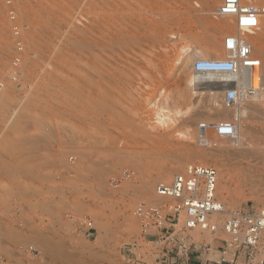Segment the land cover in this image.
Wrapping results in <instances>:
<instances>
[{
  "label": "rangeland",
  "instance_id": "1",
  "mask_svg": "<svg viewBox=\"0 0 264 264\" xmlns=\"http://www.w3.org/2000/svg\"><path fill=\"white\" fill-rule=\"evenodd\" d=\"M221 2L0 0V264H155L136 207L167 205L156 185L191 164L218 170L226 212L264 207V99L228 108L191 83L237 32ZM244 36L264 63V25ZM203 121H235L237 138L202 145ZM250 133L257 159L240 153ZM185 236L217 252L204 264L244 261L221 231Z\"/></svg>",
  "mask_w": 264,
  "mask_h": 264
},
{
  "label": "built area",
  "instance_id": "2",
  "mask_svg": "<svg viewBox=\"0 0 264 264\" xmlns=\"http://www.w3.org/2000/svg\"><path fill=\"white\" fill-rule=\"evenodd\" d=\"M216 13L232 17L237 32L224 38L221 57L195 59L192 73L214 76L216 88L220 87L224 92L223 104L230 108L259 95L264 87L263 60L244 36L255 33L264 25V4L222 0ZM198 129V141L205 146L210 145L207 141L210 132L233 140L238 134L235 121H203ZM217 188L218 170L214 166L191 164L174 174L170 182L156 185L157 195L169 200L167 205L141 203L136 207L135 214L144 233L152 228L159 232V241L163 244L160 264H190L188 255L193 243H188L185 233L191 230L212 234L221 231L228 237L226 250L233 253L237 263L243 258L248 263L264 264V207L226 212ZM222 215L226 217L220 220L218 216Z\"/></svg>",
  "mask_w": 264,
  "mask_h": 264
},
{
  "label": "bare ground",
  "instance_id": "3",
  "mask_svg": "<svg viewBox=\"0 0 264 264\" xmlns=\"http://www.w3.org/2000/svg\"><path fill=\"white\" fill-rule=\"evenodd\" d=\"M65 62V61H64ZM70 65H72V64H70ZM66 66V65H65ZM74 66V65H73ZM193 76L194 77H192L191 78V83L192 84H194L193 82L195 81L196 83H197V86H199V87H201V90L202 89H204V88H206V89H209L208 91L209 92H211L212 94L215 92L213 89H220L221 90V88L219 87V88H216L217 86L215 85V83H214V76H209V77H202V76H198V75H195V74H193ZM193 81V82H192ZM214 92H213V91ZM77 91V90H76ZM202 91H204V90H202ZM198 92H201V91H198ZM210 93V94H211ZM216 93V92H215ZM214 93V94H215ZM202 94V93H201ZM252 99H254V100H258V101H261L260 99H264V90H262L261 91V93L259 94V95H256V96H254ZM76 100V99H75ZM88 101V100H87ZM81 102V101H80ZM253 103V102H252ZM252 105V104H251ZM254 105V104H253ZM252 105V106H253ZM80 106V105H79ZM259 106V105H258ZM234 107V106H233ZM233 107H231V108H233ZM236 107V106H235ZM254 107V108H253ZM253 107H251L250 109H249V111L250 112H252V113H254V111L253 110H255V111H261L260 110V108H258L257 107V105H255V106H253ZM258 108V109H257ZM74 109V108H73ZM79 109V108H78ZM72 110V109H71ZM80 110H81V108H80ZM96 110V109H95ZM89 111V110H88ZM86 112V111H85ZM264 114V113H263ZM83 116V115H82ZM93 117V116H92ZM161 118H166V117H169V115L168 114H163V115H161L160 116ZM262 117H264V116H262ZM160 118V119H161ZM79 119V118H78ZM86 119H87V116H86ZM261 120H262V118H260ZM264 119V118H263ZM91 120V119H90ZM85 123V122H84ZM261 130V129H260ZM259 130V131H260ZM263 130V129H262ZM255 133V132H254ZM260 137V136H259ZM211 139H214L213 137H211V138H209V139H207V141H209L210 142V140ZM228 139H230V138H228ZM254 139L256 140V138H254L253 137V134L252 133H250V134H248L246 137H244V138H242L241 140H239V142L240 143H238L239 145H242L243 147L241 148V150H240V153L241 154H243V153H245L244 154V158H245V155L246 154H248V157L251 155V156H253V157H255L254 155L255 154H250L251 152H253V149L252 148H249L248 146H253V148H254V145H252V144H255L256 143V141H254ZM233 140V139H232ZM257 144H258V142H257ZM256 144V145H257ZM215 147V146H214ZM249 148V149H247V150H249V152L250 153H248V151H246V149L245 148ZM252 149V150H251ZM254 151H256V150H254ZM258 152H259V150H258ZM257 154V153H256ZM213 158L212 159H218L217 158V156L216 155H211ZM258 156L259 155H257V157H255V159H257L258 158ZM252 157V158H253ZM206 162V161H205ZM215 163V162H214ZM220 165V164H219ZM223 166V165H222ZM251 177V176H250ZM250 177H248V178H250ZM249 180V179H248ZM147 191H148V189H147ZM157 199V198H156ZM156 199H155V201H156ZM154 200V199H153ZM158 200V199H157ZM158 202V201H157Z\"/></svg>",
  "mask_w": 264,
  "mask_h": 264
},
{
  "label": "crops",
  "instance_id": "4",
  "mask_svg": "<svg viewBox=\"0 0 264 264\" xmlns=\"http://www.w3.org/2000/svg\"><path fill=\"white\" fill-rule=\"evenodd\" d=\"M152 234L155 236L157 233L154 232ZM162 256H163V248H161L160 250H158L157 252L152 254V257L154 258L153 263L160 264L158 259H160ZM217 256H218L217 252H214L213 254H207L205 252L193 250V251H190L188 258H189L190 264H200L201 262L207 263L208 260L218 262ZM210 264H212V263H210ZM239 264H246V263H245V261H243L242 263H239Z\"/></svg>",
  "mask_w": 264,
  "mask_h": 264
}]
</instances>
